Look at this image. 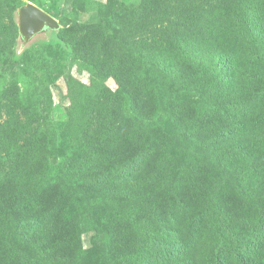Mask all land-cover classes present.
<instances>
[{
	"label": "trees",
	"instance_id": "obj_1",
	"mask_svg": "<svg viewBox=\"0 0 264 264\" xmlns=\"http://www.w3.org/2000/svg\"><path fill=\"white\" fill-rule=\"evenodd\" d=\"M31 1L42 7L41 0ZM161 2L141 0L137 10L114 9L116 19L112 21L123 27L120 33L126 40L119 54L113 52L117 38L108 36L103 26L90 30L79 23L70 26L75 30L68 40L75 58L83 60L84 68L94 76L114 77L120 95L105 85L80 91L78 99L86 108L82 111L86 119L81 122L82 137L67 162L69 171L85 174L93 189L101 188L108 198H121L125 203L115 208L107 229L121 257L119 264H200L201 260L206 264H264L258 255L264 243V155L259 157L256 152L264 147V131L246 137L249 125L255 130L264 127V0H235L236 41L229 40V51L218 46V52L200 50L201 44L192 42L191 34L165 24L156 9ZM24 4L23 0H0V17L12 16L13 42L19 37L14 13ZM151 25L155 34L150 37ZM139 30L144 36L127 40L128 34ZM234 43L240 45L238 52ZM14 46L0 44V63L8 60L10 52L14 56ZM245 50L250 52L247 60L239 54ZM244 61L251 72H243ZM21 64L20 72L30 69L29 63ZM144 64L174 76L182 90L210 96L219 105L204 112L189 100H177L171 106L178 129L221 166L215 200H210L211 168L198 161L195 170L188 169L169 181L174 156L164 149L163 138L153 142L152 135L136 129V117L153 118L158 112L156 99L149 98L153 88L143 75ZM237 73L243 74L249 86L248 96L240 87H232L241 79ZM24 94L17 83L2 93L18 103L24 102ZM125 95L136 117L121 107ZM256 106H260L259 116L251 121L248 117ZM37 113L33 108L25 113V126L0 130V154L16 147L20 152L13 163L0 162L8 168L0 177V237L5 242L11 237L12 241L24 239L37 248L20 264H82L76 217L65 192L55 178H49L50 136L43 131ZM196 206L200 209L195 210ZM213 206L222 218L211 221L207 216ZM166 211L173 219L171 224ZM184 211L193 230L205 231V244L216 239L209 256L200 252L196 258L191 251L197 234L183 237L177 214ZM14 246L12 251H17Z\"/></svg>",
	"mask_w": 264,
	"mask_h": 264
},
{
	"label": "rangeland",
	"instance_id": "obj_2",
	"mask_svg": "<svg viewBox=\"0 0 264 264\" xmlns=\"http://www.w3.org/2000/svg\"><path fill=\"white\" fill-rule=\"evenodd\" d=\"M23 1L26 4L31 0ZM140 2L141 0H41L42 7L50 14H55L60 27L46 26L28 41L23 38L19 29V37L16 42H13L12 16L4 14L0 17V44L7 47L13 43L15 45L13 48L15 50L14 56L10 52L8 60L5 63H0V122L3 127H6L0 126V130H6L18 126V124L25 126V118L27 117L25 113L32 108L38 112L37 116L40 117V123L43 124V131L50 136L49 178H55L66 197L69 198L67 204L76 217L75 227L79 236L78 248L81 250L80 255L83 259L82 262H84L82 264H119L121 257L115 249L107 229L115 208L125 206V203L121 198H108L107 193H102L104 190L101 188L93 189L91 181L85 174L80 176L69 171L71 167H68L67 162L70 160V156L74 155L75 142L82 137L83 124L81 122L86 119L82 114L86 108L83 109L81 106L78 94L82 90L98 89L103 85L117 95H120V90L114 77L103 79L94 76L90 69L84 68L83 60L75 58L72 45L68 41L75 30H71L70 26L79 23L88 30L103 26L107 30L108 36L117 38L113 52L117 51L119 54L122 52L119 51L121 44L126 40L121 37L120 33L123 27L112 21L116 19L114 9L137 10ZM234 3L235 0H162L156 9L161 13L165 24H170L171 29L180 30L184 33L186 31L191 34L192 42L197 45L201 44V46L198 45L200 50L202 48L204 52L205 50L218 52V46H222L223 51H229V40L236 41L234 27L236 19L232 9ZM153 16L156 18L158 14L154 13ZM13 19L15 23H19V10L14 13ZM165 24L162 26L167 27L168 25ZM113 25L117 28L112 27ZM169 27L167 28L169 29ZM149 28L151 29V37L155 31L152 29L154 28L153 25ZM141 36L144 34L140 30L135 31L128 34L127 40L133 41L135 37ZM233 45H236L238 50H235L238 52L240 45L238 43ZM100 50L98 46L97 51L101 52ZM245 51L239 54H243L244 60H247L250 58V52L249 50ZM136 55L138 53L135 54V57ZM21 62L30 65V69L25 73L19 71ZM242 65L245 68L244 73L251 72L250 66L245 61ZM242 73H237L238 78L243 76ZM143 75L153 88L151 93L153 95H150L149 98L156 99L157 116L146 119L134 116L133 111L130 110V99L127 95L122 97L121 107L127 115L136 117V129L152 135L149 137L150 141L154 142L157 141V138H163L164 149L169 150L174 156V161L170 166L171 172L167 177L169 181L182 177L178 175L188 169L195 170L198 161L204 162L207 167L211 168L214 173L211 179L212 195L210 200H215L213 196L218 193L219 183L222 179V176L219 175L221 166L209 158V152L198 147L195 139L189 138L178 129L171 112V106L177 100H189L198 110L204 112L219 105H216L215 99L210 96L196 91L182 90L174 76L157 66L144 64ZM242 79L236 81L232 87H240L245 96H248L250 94L249 86ZM15 83L18 84L21 92L25 93L21 97L24 102L10 101L2 95L7 86L10 87ZM233 97L234 95L230 98ZM24 110L26 111L24 112ZM259 111L260 106H256L255 111L248 117L249 120L252 121L257 115L259 116ZM74 123H76L75 126H73ZM263 129L264 127L261 126L255 130L252 125H249L246 137L255 136L260 131H264ZM24 141L21 140L20 142L23 143ZM260 147L257 148L256 152L259 157H263L264 147ZM9 151L0 154V162L3 161L4 164L9 165L19 158L17 157L20 155L18 147L12 149L11 152ZM7 169V166L4 167L0 163V177L5 175ZM176 184L179 188H183L181 184ZM198 208L200 209V207ZM198 208L196 206L195 210ZM166 214L168 222L173 223V219L169 217L167 211ZM177 215L178 227L185 239L189 238L192 233L197 234V242L191 244V251L195 254L194 256L197 258L200 252L209 256L213 252V243L216 239L210 238L212 241L205 244L207 238L204 236L205 231L203 229L193 230L187 221L185 211L178 212ZM215 217L222 218L219 209L213 206L207 219L216 220ZM11 228L12 224L8 228L9 231ZM237 228L240 227L237 226ZM14 244L17 251H12ZM35 250L37 248H33L24 239L12 241L11 237L5 242L1 235L0 264H20L31 257ZM260 250L258 255L264 259V243L261 244ZM2 256L3 258H1ZM199 263L206 264L207 262L201 260Z\"/></svg>",
	"mask_w": 264,
	"mask_h": 264
},
{
	"label": "water",
	"instance_id": "obj_3",
	"mask_svg": "<svg viewBox=\"0 0 264 264\" xmlns=\"http://www.w3.org/2000/svg\"><path fill=\"white\" fill-rule=\"evenodd\" d=\"M46 26L59 28L60 23L56 17L32 1L20 7L19 29L26 41Z\"/></svg>",
	"mask_w": 264,
	"mask_h": 264
},
{
	"label": "bare ground",
	"instance_id": "obj_4",
	"mask_svg": "<svg viewBox=\"0 0 264 264\" xmlns=\"http://www.w3.org/2000/svg\"><path fill=\"white\" fill-rule=\"evenodd\" d=\"M23 38H25V36H23ZM26 40V39H25Z\"/></svg>",
	"mask_w": 264,
	"mask_h": 264
}]
</instances>
